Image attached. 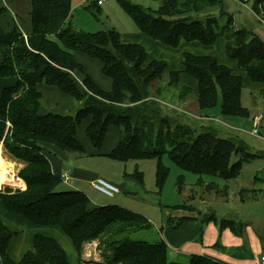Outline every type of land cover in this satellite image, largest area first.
Instances as JSON below:
<instances>
[{
	"label": "trees",
	"instance_id": "1",
	"mask_svg": "<svg viewBox=\"0 0 264 264\" xmlns=\"http://www.w3.org/2000/svg\"><path fill=\"white\" fill-rule=\"evenodd\" d=\"M72 1L30 0L31 26L25 40L14 20L7 27L2 26L1 18L7 9L0 1V77H16V83L0 93V142L6 153L23 164L17 174L24 181L15 176L14 184L3 186H25L24 190H0V203L36 225L61 229L71 240L76 259L69 261L56 239L39 233L33 236L32 249L18 260L12 259L7 247L17 232L0 219V264H84L81 246L95 239L102 253L100 264H180L167 260L163 241L149 243L130 236L142 227H150L144 215L117 204L92 205L84 192L62 188L60 177L51 171L45 144L74 157L84 155L76 132L82 119L90 116L85 135L94 148H100L108 127L114 125L120 135L109 157L122 161L158 159L159 188L168 173V167L160 162L164 155L181 170L198 175L196 185L215 187L214 183H203L201 175L233 179L243 163L256 154L213 130L193 136L189 127L173 123L160 113V105L150 96L153 90L158 97L160 84L165 81L178 90V97L183 100L190 93L188 87L178 86L183 72L197 81L194 99L200 113L213 108L220 96L223 116L247 117L248 109L241 104L242 78L212 55L187 52L183 54L181 71L167 70L165 60L149 59L141 44L122 41L115 29L72 30L67 24ZM116 1L140 32L165 46L177 47L181 42L193 41L210 46L222 36L226 55L235 59L238 68L252 81L264 83V41L251 30L233 28L232 16L223 11L221 0H162L156 9L128 0ZM250 1L254 12L264 9V0ZM95 6L99 7L97 0H92L89 7ZM214 7L220 8L219 16L224 18L221 25L211 10ZM74 52L100 63L102 75L111 80L109 89L99 86L85 72ZM74 71L82 74L81 81L73 76ZM38 83L71 95L80 103L75 113H38ZM132 176L142 182L138 170ZM183 185L184 178L179 175L178 192ZM240 200H244L243 196ZM181 218L173 223L174 227L188 219ZM171 220L168 218V223L172 224ZM218 228L243 234L242 223L233 219L222 218ZM187 264L224 263L193 255Z\"/></svg>",
	"mask_w": 264,
	"mask_h": 264
},
{
	"label": "crops",
	"instance_id": "2",
	"mask_svg": "<svg viewBox=\"0 0 264 264\" xmlns=\"http://www.w3.org/2000/svg\"><path fill=\"white\" fill-rule=\"evenodd\" d=\"M91 1L90 0H73L70 13H73L72 11L74 9H76L77 7H82V6L84 9L91 10V7H89V4L91 3ZM177 1L182 2L183 0H177ZM158 2H159V5H158V7H159L162 3V0H158ZM238 2H240L243 6H245L247 9H249L250 12L253 14V16L259 22L264 23V14H261L263 16H259V14L255 13L251 8V2H241L239 0H238ZM6 9H8V8L6 7ZM70 13H69V16H70ZM69 16H68V19H69ZM68 19H67L68 26L72 30H74L71 23L68 22ZM14 20H16V19H14ZM17 27H18V25H17ZM18 29L21 32L23 37H26L27 34L30 32V28H27L26 31H25V29L23 30L22 27H20ZM75 31H77V30L75 29ZM81 31H84V30H81ZM251 31L254 32L255 34H257L264 41V33L261 32V34H260L259 32L254 31L253 29ZM140 33H142V32H140ZM140 33H138L139 35H134V37L142 39V42L139 41L140 42L139 44L142 45L143 41L146 40L149 43V47L153 48L152 51L149 52L147 50V48L142 45L146 49V51L148 52V58L149 59L156 58V59L164 60L162 55H160V57L155 56L154 48L170 49L172 47L165 46V45L149 38L144 33H142V34L145 37L144 36L142 37V35H140ZM134 34H136V33H134ZM120 35H121L122 41H124V42H131V41L135 42L136 41L135 43H138L137 42L138 40H136V39L133 40L130 37V35H125L124 37L122 36L121 33H120ZM217 42H220L219 44H220V47L222 46L223 52H221V51L218 52L217 50L213 49L214 48L213 46H215V44ZM224 44H225V42H224V38L222 36H219L216 39V41L210 46H204V45H202L198 42H195V41H193V42H181L177 46L178 48L173 47L176 49H172V50L176 51V56L173 55L174 58H171L170 60H165L167 63V70H179V71H181L182 70L181 69V61L183 59L184 53L188 52V53H193V54H198V55L199 54L212 55V56L216 57L218 63L228 66L229 68L232 69L233 73L241 76L242 88L248 85V87L254 88V89L258 90L260 94H262V92H264V83L252 81L246 75V73L244 71H241L238 68L237 61L226 55ZM206 47H208L210 49V51H208V52L202 51V49H204ZM78 54H81V55H84V54L80 53V52H74V56H75L77 62H79L83 66L85 72L88 73L91 76V78L99 86H101L104 89H109L111 86V80L108 77H105L104 75H102L100 63L98 62V66H97V64H94V65L89 64L88 61H84L83 59H79L77 56ZM169 55H172V54H169ZM84 56H86V55H84ZM86 57L90 58L88 56H86ZM90 59H93V58H90ZM93 60H96V59H93ZM95 73L98 74V77L96 76ZM73 76L78 81H81V79H82V74L78 71H74ZM15 83H16V77L15 76L0 77V93L5 87L12 86ZM178 86L188 87L190 89V92L192 95L197 94V91H198L197 81L193 77H191V76H189L183 72H181V74L179 76ZM37 90L39 91L40 96H41L40 100H42V105H40V107L38 108V113H40V114L47 113V112L67 113L70 111H74L76 109L75 108V101L76 100L73 99L71 95L62 92L61 90H59L55 86L47 85L45 83H38L37 84ZM160 96L161 97L157 101L158 104L160 105V107H164V108H166V110H170L172 112L173 111H181L182 107L186 104V101L184 99L183 100L179 99L178 90L174 87L168 86L166 82L162 83ZM214 108H217V109L219 108V114L221 116H223L221 111H220V96H218L217 104L213 108L206 110L207 113H205V112L200 113V111L198 110L199 111L198 116H196L195 119H201L202 120V119H209L210 118L212 120H216V121L222 123L223 125L228 127L231 131L245 132L246 133L247 131H246L245 127L242 124L238 123L237 122L238 119L235 117L248 118V120H249L248 123L250 124V127H251L249 130V133H250V135L256 136L255 130L257 129L258 125L261 124L260 122L264 118V114L260 113L259 108L255 109L254 113L251 114L250 110L247 107H246L248 109V116L247 117L227 116L228 119H225V120L221 119L220 117L211 118L212 116L210 115V112H212V110ZM184 114H185L184 116L187 119L191 118L190 114H188L186 112H184ZM186 115H188V116H186ZM223 117H225V116H223ZM89 122H90V116H86L85 118H83L78 129H77V132H76L77 139L82 143V145L85 149L84 155L89 154V155H93V156H107V157H109V155H108L109 152L117 144V142L119 140L120 131H119L118 127L114 126V125H110L107 129L106 136H105L104 141H103L102 145L100 146V148H94L91 141L89 140V138L85 135V127L87 126V124ZM179 123H181V122H179ZM77 133L81 134V138H78ZM231 135H232V139L231 138H229V139L233 140L235 143L244 145L248 149L245 142H243L240 138L235 136L233 133H231ZM257 138L259 140V143L264 144V136L261 135ZM45 146H46L45 153H46L48 160L50 162L51 171L54 174L59 176L62 169L66 168V167H69V169H70V177H71L70 186L65 185L64 183H63V185L84 192L87 195V197L89 198L92 205L112 204V203H109L112 201L106 200V197L112 198V197H114V195L112 197L105 196V195L101 194L100 192L96 191L91 186V183L95 179L103 178V179L108 180V177L106 178L104 176H101L94 168L90 167L88 164H87L88 165L87 166L83 161L84 159H79V158H76L73 156L74 161H76V164L75 163L72 165L67 164L68 158H70L68 156V154L64 153L63 151H61L58 147H56L54 145L45 144ZM252 149L254 150V148H252ZM256 149H257L256 150L257 152H255V153L250 151L251 153L256 154V157L254 159H251V160H256V158H258L261 155V153H263V151H264V148H262L260 146H258ZM109 158L114 159L112 157H109ZM114 160H116V159H114ZM251 160L243 163V165L241 167V171H242L243 167L245 166V164H250ZM19 165H20V163H19ZM259 165L261 167H263V169H264V163H261ZM259 171H260V169L256 170V172L254 174V179L251 183H253L254 189L259 190V191H263V189H264V175H263L264 170H262V172H259ZM184 172H187V171H184ZM179 175H182L184 178L183 173H181ZM204 175H206V174H204ZM204 175H201V181L202 182H205L204 180H207V178L204 177ZM207 176H212V175H207ZM125 177H126L125 180L118 181V182H113L112 180H108V181L115 184L119 188V191L117 193H119L121 190L124 192H127V193H134L135 191L130 192V191H133V190H131V186H133L132 189H135L136 186L141 185V182L139 180H137L136 178H131V177H127V176H125ZM213 177L221 179L217 176H213ZM16 179H17V177H16ZM197 180H198V175L189 172V175H188V181H189L188 183H190L189 185L196 183ZM221 180H223V179H221ZM214 182H217V181H213V180L208 181V183H214ZM225 182L226 181L223 180V183L217 182L214 185H215V187L216 186H222L225 184ZM131 183H133V184H131ZM74 184L76 185V187H72V185H74ZM21 187H22V183H21ZM257 201H259V200L254 199V198L253 199L240 200V196L238 195V206L239 207L245 206V204H247L249 202H257ZM1 208H3L5 211H7V213H5V214H7V216H9V218L6 216L8 219V221H6V222L1 217H0V219L5 224V226H7L12 231L17 232V235L14 236L10 240L8 247H7V253L12 259L18 260L27 250L32 249V239L36 233H39V234H42V235L56 239V241L61 245V247L65 251L67 259L69 261H74L76 259L75 248H74L71 240L62 232L61 229H59L58 227H55V226H39V225H36V224L30 222L27 219L23 220L22 216H19L13 212L6 210L3 207V205L0 203V210H1ZM192 209L195 210L194 207ZM168 215L169 216H167L165 218L162 217L159 220V222H155V220H153V222H150V220L147 218L148 221L150 222V227L147 229L148 232L135 236L139 232L145 231V230H142V231H139L138 233L134 234V236L137 239H142V240H145L149 243H154V242H157L160 240L163 241L166 245V256H167L168 261H173V262H177L180 264H187L193 255H200V256L208 257V258H211L213 260L222 262L224 264H261L260 263V255L262 253H264V231L258 232L254 229L252 221H254L256 223L257 221L255 219H244V217L241 218V216L237 213V216H236L237 218H233V220L242 223L243 234L239 235V234L232 232L229 228H224L221 231H219L218 223L220 222V220L223 217L222 216L217 217L215 215V213H213V212H209L208 214H203L201 210H197L196 214H195L197 216H195L193 214L185 215L188 217V219L181 220V222L176 227L173 226V223H176L178 220L182 219L181 218L182 216L179 218H175V216H172L170 213ZM202 215H204V217L200 218ZM206 216H213L214 219L206 220L205 219ZM170 217L172 219L170 221V222H172V224L168 223V218H170ZM20 222H22L23 225L26 226V227H23V228L27 229L26 232H23L22 227L17 224ZM22 235L25 236V239L23 240V242L26 243V245H27L25 248H23L24 245H23L22 241H21V243L18 241L14 242V240L20 238ZM92 253H94V252H92ZM92 253L88 252L89 256L87 257L86 253L83 251L81 258L83 259L84 264H100L102 262V261H99V259H98L99 256H98V258L97 257H91ZM118 264H122V263H118ZM125 264H129V263H125Z\"/></svg>",
	"mask_w": 264,
	"mask_h": 264
},
{
	"label": "rangeland",
	"instance_id": "3",
	"mask_svg": "<svg viewBox=\"0 0 264 264\" xmlns=\"http://www.w3.org/2000/svg\"><path fill=\"white\" fill-rule=\"evenodd\" d=\"M8 9L6 13L1 18V24L3 27H7L8 23L14 19V23L18 25V28L22 27L23 30L30 28L31 26V19H30V12H31V4L30 0H0ZM91 1V0H90ZM94 1V0H93ZM131 3L140 4L145 8L155 9L158 7L159 2L158 0H128ZM222 1V8L223 11H226L228 14L232 16V27L233 28H245L248 30H254L261 34L264 33V23L259 22L253 14L243 6L238 0H221ZM241 2H251L250 0H239ZM264 6V4H263ZM99 8V9H98ZM97 8L91 7V10L84 9L82 7H77L70 13L68 22L71 23L74 30H84L88 32H97V31H104L107 29H115L122 34L124 37L125 35H130L133 40H138L137 42H142V39L134 37V35H139L140 31L133 23L131 18L122 10L120 5L117 3L116 0H106ZM213 14L218 17V22L221 25L224 22V18L219 16L220 8L214 7L211 9ZM256 13V12H255ZM259 16H263L264 9L261 8L260 12L257 13ZM13 22V21H12ZM20 26V27H19ZM136 33V34H134ZM142 37L144 36L140 33ZM145 37V36H144ZM26 37H23L25 40ZM140 41V42H139ZM132 42V41H131ZM136 42V41H135ZM220 42H217L215 46H213L214 50L218 52H223L222 46L220 47ZM144 47L147 48L149 52L152 51V47H149V43L144 40L143 44ZM178 48V47H177ZM176 48H154V54L156 57L163 56L164 60H170L176 56V51L172 50ZM204 52L210 51L208 47L202 49ZM172 54V55H169ZM174 55V56H173ZM79 59H83L84 61H88L89 64H97L98 61L87 58L84 55L78 54ZM91 61V62H90ZM96 74V73H95ZM98 77V74H96ZM103 77V76H102ZM104 79V78H103ZM165 82V81H164ZM163 83V82H162ZM162 83L160 84V90ZM158 85V84H157ZM152 90L150 99H154L158 101L161 97L160 95L156 97ZM261 95V96H260ZM264 92L262 94L259 93L258 90L245 86L242 88L241 91V104L247 107L250 110V113L253 114L254 110L259 108L261 114H264ZM195 95H192L191 92L186 94L184 100L186 104L182 107L181 111H170L166 110V108L161 107L160 113L163 115L166 114L173 120V123L181 122L184 127H189L191 131H193V136L196 135L198 132L205 131V130H213L217 133L220 137H228L232 139L231 133L235 136L240 138L243 142L246 143L248 150L251 152H257L256 148L258 146L264 148V144L259 143L257 137L264 136V118L261 120V124L258 125L256 131V136L250 135V124L248 123V118H237V122L242 124L245 129V132H234L231 131L228 127L223 125L222 123L212 120V119H195L198 116V108L195 102ZM42 105V100H41ZM80 103L75 101V110L67 112L66 114H74L77 108L79 107ZM184 112L191 115L190 119H187L184 115ZM207 113L206 111H201V113ZM211 118L220 117L221 119L225 120L228 117H223L219 114V108H214L212 112H210ZM188 116V115H186ZM174 118V119H173ZM9 126V123H6ZM120 134V133H119ZM78 138H81V134L77 133ZM0 146L2 148V153L7 161L12 163V169L14 170V174L18 176L17 172L22 167L20 161L16 158L12 157L8 153L5 152L2 146V142H0ZM254 148V150L252 149ZM67 164H76L74 161V157L68 155ZM76 158L84 159V163L89 165L90 167L94 168L101 176L108 177V180H112L113 182H118L125 180V176L134 178L131 174H133L136 170H138L142 174V182L140 186H136L135 189H132L131 186L130 192L134 193H127L124 191H120L119 193H114V197L106 195L102 193L100 190L94 187L95 179L91 186L101 194L112 197L107 198L106 200H111L112 204H117L122 206L128 210L134 211L136 213H140L146 216L150 222H159V220L163 217L169 216L170 213L175 218H179L181 216H185L188 214H196L197 210H201L203 214H208L209 212L215 213L217 217L222 216L223 218H237V213L244 217V219H255L257 222L255 223L252 221L254 229L258 232L264 231V189L263 191H259L253 188V183H251L254 179V174L256 170L260 169L259 172H262L263 167L259 164L264 163V151L261 155L256 158V160H251L250 164H245L242 171L240 170L236 177L233 179L227 180L224 185L216 186L209 188H205L202 185H196L195 183L189 185L188 183V175L189 172L182 171L179 167H177L167 155H164L160 158V162L163 163L168 167L167 176L159 188L156 183V167L158 164L157 158H140V159H128L126 161L122 160H114L107 156H93V155H81L80 157L76 156ZM75 158V159H76ZM13 161V162H12ZM20 163V165H19ZM87 165V166H88ZM184 174V185L181 187L180 192L177 190V177L179 174ZM126 174V175H125ZM192 175V174H191ZM264 175V173H263ZM207 180H204L203 183H208V181H217L218 183H223V180L215 178L213 176L204 175ZM20 178V177H19ZM21 179V178H20ZM99 179V178H98ZM103 179V178H101ZM22 180V179H21ZM71 180V177H70ZM73 180V179H72ZM106 180V179H104ZM106 180V181H108ZM132 180V179H131ZM110 182V181H108ZM217 182H214L217 183ZM15 180L12 182H2L0 186V190H4L5 188H10L14 190H24V187H15V186H3L4 184H14ZM111 183V182H110ZM113 184V183H112ZM133 184V183H131ZM66 185V184H65ZM62 185L61 187H67ZM115 185V184H114ZM3 186V187H2ZM72 187H76V185H72ZM128 191V190H127ZM97 194V193H96ZM238 195L241 197L243 196L244 199H257V202H249L245 204V206L239 207L238 206ZM195 208L193 210L192 208ZM7 211L3 208L0 210V217L6 222L8 221ZM7 216V217H6ZM197 216V215H195ZM202 215L200 218H203ZM12 220V219H11ZM23 220H26L23 218ZM23 229V232H26V227L23 225L22 222L17 223ZM142 227V226H140ZM148 228H141L137 231H134L130 234L136 240L135 236L147 233ZM145 230V231H142ZM142 231V232H139ZM139 232V233H138ZM135 233H138L134 236ZM25 236L22 235L20 238L14 240V242L18 241L23 243V248L27 245L23 242ZM145 241V240H143ZM13 242V243H14ZM98 240L86 241L81 246V256L83 251L86 253L87 257L89 256L88 252H94L91 254V257L99 256V261H103L101 252L97 249ZM101 259V260H100Z\"/></svg>",
	"mask_w": 264,
	"mask_h": 264
},
{
	"label": "built area",
	"instance_id": "4",
	"mask_svg": "<svg viewBox=\"0 0 264 264\" xmlns=\"http://www.w3.org/2000/svg\"><path fill=\"white\" fill-rule=\"evenodd\" d=\"M106 0H97L98 5H102L103 2ZM62 183L69 185L70 186V169L69 167H66L61 170L60 175H59ZM94 187L100 190L102 193L112 196L114 193L118 191V187L104 179H97L94 182ZM260 263L264 264V253L260 255Z\"/></svg>",
	"mask_w": 264,
	"mask_h": 264
},
{
	"label": "bare ground",
	"instance_id": "5",
	"mask_svg": "<svg viewBox=\"0 0 264 264\" xmlns=\"http://www.w3.org/2000/svg\"><path fill=\"white\" fill-rule=\"evenodd\" d=\"M15 176L12 163L5 159L0 146V186L2 182H12L15 180Z\"/></svg>",
	"mask_w": 264,
	"mask_h": 264
}]
</instances>
